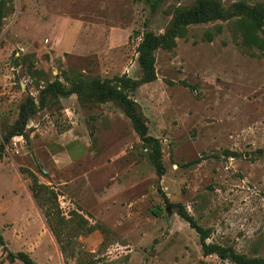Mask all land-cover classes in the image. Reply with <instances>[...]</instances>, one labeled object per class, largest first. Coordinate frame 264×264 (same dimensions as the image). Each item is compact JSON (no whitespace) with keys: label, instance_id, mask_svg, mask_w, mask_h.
<instances>
[{"label":"rangeland","instance_id":"374dc122","mask_svg":"<svg viewBox=\"0 0 264 264\" xmlns=\"http://www.w3.org/2000/svg\"><path fill=\"white\" fill-rule=\"evenodd\" d=\"M196 2L0 0V142L26 98L35 106L0 159V264H23L18 253L35 264H235L206 254L178 210L207 243L264 257V50L241 42L236 17L188 24L154 49V79L142 81L143 34L162 35ZM104 79L137 104L160 169L121 105L92 95ZM63 132L86 137L82 160L52 159L47 138Z\"/></svg>","mask_w":264,"mask_h":264},{"label":"trees","instance_id":"16d2710c","mask_svg":"<svg viewBox=\"0 0 264 264\" xmlns=\"http://www.w3.org/2000/svg\"><path fill=\"white\" fill-rule=\"evenodd\" d=\"M234 19L236 28L241 36V42L247 46H254L260 50H264V38L259 36V32L264 24V5L255 4L251 7L245 6L242 2L233 5V8H224L219 2L214 0H197L195 6L189 9L179 8L174 16L171 28L164 32L162 35L157 36L150 32L143 34L141 40L137 45V62L142 71V81L147 82L154 79V57L152 52L154 49L160 47L169 49L175 45V38L182 34L181 29L188 24L201 23L215 19ZM117 77L120 84L126 87L134 83L130 78ZM111 80L92 81L89 88L93 96L100 101L114 100L123 108L124 113L129 118L134 131L139 138L143 141L145 147H150L152 150L151 158L156 166L160 169L161 164L159 161V145L153 142V138L147 135V128L142 120V115L138 109L137 104L131 100L127 94L121 89L117 88L118 85L112 84ZM56 90L62 96L68 93L76 92V89H64L62 86L55 82ZM52 85V86H53ZM76 86V84L74 85ZM34 102L30 98L20 105L18 117L16 121L10 126L8 132L1 137L0 142V159L3 156L4 143L15 134H21L24 130L28 119L34 112ZM157 213V212H155ZM179 215L185 219L191 227L199 235L200 245L206 254L215 253L221 258L229 259L235 264H264V257H247L243 254H238L233 251L231 247H223L217 244L207 243L208 237L207 230L198 226L191 216L186 212L178 210ZM9 255H12L11 253ZM11 257L21 260L23 264H35L26 254L18 253L17 256Z\"/></svg>","mask_w":264,"mask_h":264},{"label":"crops","instance_id":"0c3cea01","mask_svg":"<svg viewBox=\"0 0 264 264\" xmlns=\"http://www.w3.org/2000/svg\"><path fill=\"white\" fill-rule=\"evenodd\" d=\"M65 39L59 38L63 42H65ZM58 47L59 45L57 44L56 49ZM47 148L55 162L64 164L82 160L88 154L89 143L82 133L73 132V134H70L63 132L60 134H50L47 138Z\"/></svg>","mask_w":264,"mask_h":264}]
</instances>
